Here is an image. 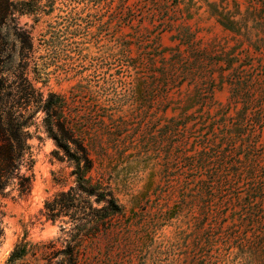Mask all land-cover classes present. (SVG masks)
Listing matches in <instances>:
<instances>
[{
	"label": "rangeland",
	"instance_id": "1",
	"mask_svg": "<svg viewBox=\"0 0 264 264\" xmlns=\"http://www.w3.org/2000/svg\"><path fill=\"white\" fill-rule=\"evenodd\" d=\"M12 1L0 107L31 162L0 264L22 241L14 264H264V0ZM82 150L121 207L98 232L44 214Z\"/></svg>",
	"mask_w": 264,
	"mask_h": 264
},
{
	"label": "trees",
	"instance_id": "2",
	"mask_svg": "<svg viewBox=\"0 0 264 264\" xmlns=\"http://www.w3.org/2000/svg\"><path fill=\"white\" fill-rule=\"evenodd\" d=\"M17 4H24V2L0 0V34L8 17L15 13L14 8ZM2 52L0 47V57ZM1 74L2 71L0 70V94L3 90ZM48 110L46 109V113ZM27 128L28 124L22 116L10 112L7 118H4L0 107V196L2 198L7 196L6 190L14 180L20 194L29 191V179L20 174V168L31 162L27 144L30 133ZM82 153L86 166L85 170L78 175L75 187L57 194L52 200L46 201L44 214L47 219L53 222L60 217H68L73 222L74 229L78 231L89 224H93L95 229L94 226L92 228L98 232L100 223L118 216L121 213V207L106 187H103L99 182H93L88 176L92 168L91 160L85 150H82ZM91 197H95V204L104 203V205L100 208H94L90 201ZM2 234L0 224V240ZM27 254V245L22 241L11 251L6 264H14Z\"/></svg>",
	"mask_w": 264,
	"mask_h": 264
}]
</instances>
